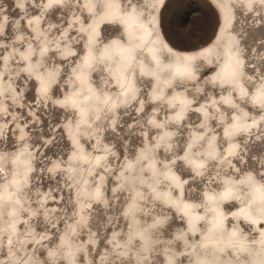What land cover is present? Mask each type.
Listing matches in <instances>:
<instances>
[{
	"label": "rangeland",
	"instance_id": "1",
	"mask_svg": "<svg viewBox=\"0 0 264 264\" xmlns=\"http://www.w3.org/2000/svg\"><path fill=\"white\" fill-rule=\"evenodd\" d=\"M93 1L90 9L86 0H0V191L11 192L0 195V264H220V249L201 238L209 192L218 194L228 179L240 181L238 198L249 195L246 180L264 188V97H253L264 82V0H117L122 14L91 37L107 3ZM216 3L230 23L221 32ZM241 4L252 13L236 15ZM131 9L162 41L170 43L163 33L171 38L182 58L191 53L192 75L172 74L174 54L164 43L160 81L141 74L136 60V95L121 97L100 53L113 39L131 41L122 17ZM229 45L243 62L239 81L226 84L216 73ZM138 54L153 66L143 49ZM81 66L101 94L116 97L114 108L76 110L67 97ZM164 78L170 83L162 85ZM189 149L199 163L186 156ZM155 189L177 199L182 191L202 214L195 231ZM237 206L222 205L226 229L235 226L230 210ZM236 228L253 250L226 259L249 262L255 229L247 221Z\"/></svg>",
	"mask_w": 264,
	"mask_h": 264
},
{
	"label": "bare ground",
	"instance_id": "2",
	"mask_svg": "<svg viewBox=\"0 0 264 264\" xmlns=\"http://www.w3.org/2000/svg\"><path fill=\"white\" fill-rule=\"evenodd\" d=\"M59 1L61 0H49V3H58ZM86 1L88 2V8L92 9L95 4L94 1ZM212 1L215 2V0ZM216 4L218 11L223 17V23L219 30V32H221L226 30L230 23L229 19L226 18V13L223 14L224 9H221L218 3ZM120 14H122V11L120 9L119 2L117 0H107L104 11L99 17L96 16L92 21L94 32L91 34V37H94L95 34L98 33L99 26L102 21H105L106 19L107 22L116 21L118 15ZM122 17L125 20V25L128 35L131 37V41H129V39L127 41L113 39L103 45L100 53V55L109 59L108 64L111 66V73L112 75L114 74L115 77H113V80L119 86L121 97L127 95L128 92L133 93L132 97L136 95V84L132 69V65L136 62V60L141 74L155 76L158 80L162 78L159 70L163 65L161 60V50L165 47L163 46L164 43L174 54V61L171 68L172 74H175L176 76L190 75V73L191 75L193 74L192 64L189 60L191 53L184 52V56L186 58H182L178 50H176L170 43L162 41V38L153 33V28L148 19L141 15V13L137 10H128ZM227 37L230 41L231 35H228ZM134 38H137V41L134 40ZM93 42H90V44H93ZM140 48L143 49V52L149 56V59L153 62V66L149 67L146 59L138 54L139 51H141ZM84 57V62L88 64L94 60L95 52L93 47L90 46L87 49ZM242 59L243 56L241 55V52L229 45L226 48L224 62L216 74L219 75V78L226 84L239 81L243 62ZM76 75L79 80V85L68 94L67 98H69L72 103L76 105L74 107L79 113L81 111V113H84L85 111L87 112L89 106H94L96 108V113H99L98 111H100L104 106L115 107L117 104L116 97L110 92L101 94L98 91L89 78L87 67L81 66L78 68ZM259 75H263L264 79V64ZM162 80V85L170 83L166 78ZM245 87V85H241L240 89L244 91ZM262 92H264V82L262 85L255 88L253 97H256L257 95L264 97V95L261 94ZM161 94L163 93L159 91L156 92L155 95L160 96ZM176 97L180 100V108H185L186 97L181 94H177ZM178 111L177 115L181 116L183 112L180 111V109ZM83 115L84 114H81V116ZM186 156L190 161H194L196 163H199L200 161L196 158V156H194L190 149L188 150ZM102 157L103 155H98L94 160L98 162ZM82 158L85 159L84 157ZM149 162L150 164H153V161L150 160ZM165 176L172 185L180 188L181 181H179L178 175L174 170L167 168ZM21 183V178H16L14 180V190H18V188L22 186ZM245 185L249 190V195L246 199L236 197L237 195H240V191H238V189L241 188V185L240 181L234 179L226 180L224 188L218 194L209 192L208 195L211 213L208 218V228L201 238L202 242L204 241L203 245H205L206 242L208 245L211 244L214 248L220 249L215 257L216 259H218L220 255L223 257L220 264H264V188L261 183L254 178L246 180ZM168 192L169 190H165V192H158L157 189L154 190V193H161L162 196L166 197L167 202L179 209L183 215L190 218V229L195 231V223L201 220L202 214L195 208H192V205L183 199L181 195L182 191H180L178 199L174 197H167L166 195ZM0 195L11 196V192L4 189L0 191ZM15 199H18V197H15ZM232 201L238 203L236 209L230 210V212H232L231 222L235 224V226L231 229H229V227L226 229V213L223 211L222 205ZM240 215L243 219H240ZM242 221H247L252 228L254 227L257 238V243L254 245L255 249L252 253L251 260H249L250 263L247 261H243V263L241 260V262H235L230 259H226L227 252L230 253L232 251L241 255L250 249L253 250L251 247L252 245H249L250 247L248 248L246 238H244V236L236 228L237 224ZM203 262L207 261L204 259ZM207 264H216V260L213 259L208 261Z\"/></svg>",
	"mask_w": 264,
	"mask_h": 264
},
{
	"label": "water",
	"instance_id": "3",
	"mask_svg": "<svg viewBox=\"0 0 264 264\" xmlns=\"http://www.w3.org/2000/svg\"><path fill=\"white\" fill-rule=\"evenodd\" d=\"M242 2V1H241ZM244 13H247V14H249V13H252V12H250V11H248V9H246V7H245V5H243V4H241L240 5V9H239V11H236V15H240L241 17L243 16V14ZM218 14V13H217ZM253 14H251V16H252ZM218 17H219V15H218ZM219 20H220V18H219ZM160 23V22H159ZM160 27H161V25H160ZM216 32V31H215ZM162 33H163V30H162ZM163 35H164V37L172 44V45H174L175 46V43L173 42V40L171 39V38H169V37H167L164 33H163ZM196 49V48H195ZM194 50V49H193Z\"/></svg>",
	"mask_w": 264,
	"mask_h": 264
},
{
	"label": "snow or ice",
	"instance_id": "4",
	"mask_svg": "<svg viewBox=\"0 0 264 264\" xmlns=\"http://www.w3.org/2000/svg\"><path fill=\"white\" fill-rule=\"evenodd\" d=\"M261 94L264 95V92H262Z\"/></svg>",
	"mask_w": 264,
	"mask_h": 264
}]
</instances>
